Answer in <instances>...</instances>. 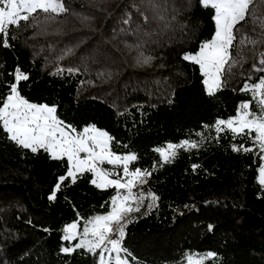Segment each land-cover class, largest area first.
Wrapping results in <instances>:
<instances>
[{
	"label": "trees",
	"instance_id": "1",
	"mask_svg": "<svg viewBox=\"0 0 264 264\" xmlns=\"http://www.w3.org/2000/svg\"><path fill=\"white\" fill-rule=\"evenodd\" d=\"M160 3L163 20L146 0H64L67 12L51 18L38 11L37 19L10 27L11 47L0 46V103L19 66L29 76L20 84L29 102L55 105L57 117L78 131L92 125L106 131L113 152L137 155L130 169L151 171L157 207L128 225L122 246L132 264H186L189 252L210 251L217 256L204 264H264L263 154L233 151L252 144L247 134L234 139L224 131L217 139L211 127L235 117L242 103L252 101L251 111H258L253 94L241 89L264 76L256 71L264 67V43L239 45V62L208 95L199 65L183 57L213 38L214 10L200 0ZM251 8L264 17V0H253ZM262 25L246 19L236 27L259 39ZM9 137L0 125V264H98V253L86 249L63 253L78 243L63 240V230L73 222L82 229L108 211L117 190L96 187L93 174L84 172L74 184L64 181L50 200L66 159L33 153ZM185 139L200 147L179 149L168 163L154 151Z\"/></svg>",
	"mask_w": 264,
	"mask_h": 264
},
{
	"label": "snow or ice",
	"instance_id": "2",
	"mask_svg": "<svg viewBox=\"0 0 264 264\" xmlns=\"http://www.w3.org/2000/svg\"><path fill=\"white\" fill-rule=\"evenodd\" d=\"M200 3L202 7H211L214 10L213 19L216 31L210 41L201 44L195 55L185 54L183 59L199 65L204 77L206 92L208 95H214L223 86L222 77L225 73H231L232 67L239 62L238 58L241 54L239 45L248 43L254 46L257 43H264V32L261 33L259 39H254L246 36L236 26L246 19L256 22L264 20V17H257L256 10L250 9L253 0H200ZM146 4L154 13V18L164 19L163 13L166 9L161 5L160 0H146ZM38 11L50 14L51 18H54L67 12L68 9L65 7L64 0H0V38H2L0 46L11 47L10 27L18 28L21 21L27 22L30 17L37 19L35 14ZM136 11L147 23L149 17L144 15L140 8ZM127 22L126 20L125 23ZM238 36L239 40H237ZM234 42L238 45L235 57L233 56ZM71 51L68 49L66 54H70ZM261 55L264 57V53ZM149 59L144 58V62ZM259 63L264 65V58H261ZM256 71L264 72V67L256 68ZM11 75L13 83L9 85V92L2 97V103H0V125L18 146L29 149L33 153L43 150L50 154L51 159H66L68 164L65 175L58 177L49 199L53 201L56 199V193L60 191L64 181L70 180L74 184L78 174L84 172L94 174L95 178L91 180V183L96 187L102 189L111 187L117 190V195L112 199V210L108 215L92 218L83 227L82 232L79 231L80 225L77 222L65 227L62 239L65 241L78 240V243L62 247L61 251L70 254L76 249H86L94 256L99 252L98 264H111L113 259L111 254L116 253L115 264H125L119 256L122 251L121 240L109 237L114 231L113 225H116L119 237L124 236L122 223L124 217L132 211H139L140 202L148 198L143 192L136 193L133 189L146 183L147 178L152 174L151 171L140 168L130 169V164L137 160V155L135 153L126 155L113 153L110 147L113 137L106 131L94 125L77 131L76 128L57 117L55 105L29 102L20 94V84L28 80V74L17 66ZM241 91L253 94V99L257 101L258 111H251L252 101L242 103L235 117L227 120L220 119L211 127L217 134V139L224 131L231 132L234 139L247 134L252 144L250 146L233 145V151L249 152L258 149L261 154H264V76L260 77L256 85L250 87L245 84ZM204 127L209 126L204 125ZM197 135L202 137L203 133H197ZM198 147L200 144L196 141L185 139L179 144L168 142L155 148L154 151L159 153L163 162L168 163L175 158L179 149L188 151ZM105 162L114 167H120L122 171L114 172L101 168L100 165ZM198 167L199 165L193 164V171ZM258 171L259 183L264 186V166H261ZM151 199L155 200L157 197L152 194ZM212 227L209 225V230ZM105 253L108 255L106 256ZM216 256L217 253L211 251L198 258L189 256L188 264H204L205 260L215 259Z\"/></svg>",
	"mask_w": 264,
	"mask_h": 264
},
{
	"label": "built area",
	"instance_id": "3",
	"mask_svg": "<svg viewBox=\"0 0 264 264\" xmlns=\"http://www.w3.org/2000/svg\"><path fill=\"white\" fill-rule=\"evenodd\" d=\"M150 182V176L147 178V182L144 183L142 186L134 188L133 191L136 193L143 192L145 194L146 199H143L139 204V211H132L128 216L124 217L122 223L124 225V236L122 238L119 237L118 231L116 228V225H113V233L110 235V239H120L121 240V246H123V242L127 235V227L131 223L149 216L151 213H153L157 207V199L153 200L151 199V195L154 194L156 197V193L149 184ZM110 248V245H109ZM107 254V253H105ZM99 255V252H98Z\"/></svg>",
	"mask_w": 264,
	"mask_h": 264
},
{
	"label": "rangeland",
	"instance_id": "4",
	"mask_svg": "<svg viewBox=\"0 0 264 264\" xmlns=\"http://www.w3.org/2000/svg\"><path fill=\"white\" fill-rule=\"evenodd\" d=\"M210 41V40H209ZM196 53H194V54H190V55H195ZM97 128V127H96ZM99 129V128H98ZM100 130H102V129H100ZM78 131V130H77ZM104 131V130H103ZM113 141V140H112ZM112 141H111V145H110V147H111V150H112ZM112 152H113V150H112ZM113 153H115V152H113ZM115 154H117V153H115ZM83 155V154H82ZM118 155H120V154H118ZM126 155V154H125ZM264 155V154H263ZM104 164H108V163H104ZM104 164H102V165H100V167L101 168H103V169H105V170H107L105 167H104ZM109 165V164H108ZM112 166V165H111ZM262 166H264V159H263V164H262ZM112 167H114V166H112ZM119 168L120 167H115V170L117 171V170H119ZM109 171V170H108ZM111 171V170H110ZM115 171V172H116ZM93 174V173H92ZM80 174H78V176H79ZM93 176H94V174H93ZM95 178V177H94ZM111 178H115V177H111ZM264 187V186H263ZM109 188H111V187H109ZM117 195V192L114 194V196L113 197H115ZM113 199V198H112ZM112 199H111V203H110V209L108 210V211H106V212H104V213H100V214H98L97 216H103V215H108L110 212H111V210H112ZM97 216H95V217H97ZM92 218H94V217H92ZM92 218H90V219H88L86 222H85V224H84V226L87 224V222L89 221V220H91ZM78 223V222H77ZM72 224V223H71ZM79 224V223H78ZM70 225V224H69ZM80 225V224H79ZM82 230H83V228L82 229H80L79 228V231L80 232H82ZM121 248H122V246H121ZM207 252H204V253H201V252H194V253H192V252H189V254L186 256V264H188V257L189 256H194V257H200V256H203L204 254H206ZM106 256L108 255V254H105ZM112 255V257H113V259L111 260V263L112 262H115V259H114V257L117 255L116 253H112L111 254ZM119 256L121 257V259L122 260H124L125 261V264H132L131 263V261H130V259L127 257V255H125L124 253H123V248H122V251L119 253Z\"/></svg>",
	"mask_w": 264,
	"mask_h": 264
},
{
	"label": "water",
	"instance_id": "5",
	"mask_svg": "<svg viewBox=\"0 0 264 264\" xmlns=\"http://www.w3.org/2000/svg\"><path fill=\"white\" fill-rule=\"evenodd\" d=\"M111 264H115L114 262H112Z\"/></svg>",
	"mask_w": 264,
	"mask_h": 264
},
{
	"label": "crops",
	"instance_id": "6",
	"mask_svg": "<svg viewBox=\"0 0 264 264\" xmlns=\"http://www.w3.org/2000/svg\"><path fill=\"white\" fill-rule=\"evenodd\" d=\"M115 263V262H114Z\"/></svg>",
	"mask_w": 264,
	"mask_h": 264
}]
</instances>
